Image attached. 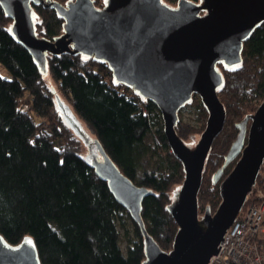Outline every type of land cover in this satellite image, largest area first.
<instances>
[{
	"label": "trees",
	"instance_id": "obj_1",
	"mask_svg": "<svg viewBox=\"0 0 264 264\" xmlns=\"http://www.w3.org/2000/svg\"><path fill=\"white\" fill-rule=\"evenodd\" d=\"M104 1L93 3L100 8ZM177 1L162 0L168 6ZM26 7L38 37L51 41L63 32L64 21L52 8ZM10 24L0 6V64L10 74L0 75V234L10 244L31 236L41 264H141L145 258L138 226L87 165L85 147L57 110L58 95L120 172L134 185L151 190L142 200L141 219L159 248L169 251L178 226L167 207L183 171L170 151L156 107L136 91L121 92L123 87L102 60L62 53L45 54V63L37 62L11 35ZM217 68L225 122L205 161L197 193L199 216L206 208L215 211L219 183L238 159L212 182L238 134L236 124L263 100L264 21L243 43L241 62ZM186 104L195 113L196 125L180 119L178 111L175 131L184 143L192 134H201L208 116L197 95ZM148 135L151 143L146 142ZM127 222L132 237L123 250L119 230L127 232Z\"/></svg>",
	"mask_w": 264,
	"mask_h": 264
},
{
	"label": "water",
	"instance_id": "obj_2",
	"mask_svg": "<svg viewBox=\"0 0 264 264\" xmlns=\"http://www.w3.org/2000/svg\"><path fill=\"white\" fill-rule=\"evenodd\" d=\"M52 8L64 21L63 32L53 40L36 35L26 5ZM11 20V35L37 61L45 54H83L102 60L117 84L132 87L158 110L163 133L181 163L183 180L172 191L167 211L178 228L171 249L162 251L147 233L141 219L142 200L151 190L134 185L123 175L101 144L83 127L58 95L55 104L63 121L85 147L84 160L107 183L114 199L138 226L144 241L141 264H208L216 255L226 230L243 207L264 160V96L256 110L236 124L231 143L212 182L238 157L219 183L220 202L214 212L198 215L197 193L212 142L225 122L218 97L222 75L217 68L241 62L243 43L264 21V0H178L171 8L162 0H0ZM200 98L208 116L193 147L176 134L178 111L193 95ZM249 121V125L247 123ZM0 264H41L31 236L17 244L0 234Z\"/></svg>",
	"mask_w": 264,
	"mask_h": 264
},
{
	"label": "built area",
	"instance_id": "obj_3",
	"mask_svg": "<svg viewBox=\"0 0 264 264\" xmlns=\"http://www.w3.org/2000/svg\"><path fill=\"white\" fill-rule=\"evenodd\" d=\"M120 85L121 92H135L132 87ZM208 264H264V160L243 207Z\"/></svg>",
	"mask_w": 264,
	"mask_h": 264
},
{
	"label": "rangeland",
	"instance_id": "obj_4",
	"mask_svg": "<svg viewBox=\"0 0 264 264\" xmlns=\"http://www.w3.org/2000/svg\"><path fill=\"white\" fill-rule=\"evenodd\" d=\"M175 6V5H173ZM0 75L6 78L10 77L9 72L4 68L3 65L0 64ZM179 117L180 119L187 121L189 123H192L193 125H196V121H195V113L192 110V108L188 105L185 104L179 111ZM200 134L196 133V134H192L191 136H189V138L185 141V144H189V146L193 147L194 143L193 142H197L199 139ZM146 142L147 143H151V135H148L146 137ZM156 159V158H155ZM153 158V160H155ZM175 189V188H174ZM120 246L123 250L126 249L128 242H127V237H132V233H131V225L127 222L126 225V231L120 229Z\"/></svg>",
	"mask_w": 264,
	"mask_h": 264
},
{
	"label": "flooded vegetation",
	"instance_id": "obj_5",
	"mask_svg": "<svg viewBox=\"0 0 264 264\" xmlns=\"http://www.w3.org/2000/svg\"><path fill=\"white\" fill-rule=\"evenodd\" d=\"M194 2L198 3L200 0H193ZM176 6H171V8H175Z\"/></svg>",
	"mask_w": 264,
	"mask_h": 264
}]
</instances>
